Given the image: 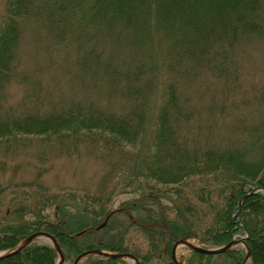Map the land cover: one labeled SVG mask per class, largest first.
<instances>
[{
  "label": "trees",
  "instance_id": "16d2710c",
  "mask_svg": "<svg viewBox=\"0 0 264 264\" xmlns=\"http://www.w3.org/2000/svg\"><path fill=\"white\" fill-rule=\"evenodd\" d=\"M29 19L45 29L58 57L55 65L73 63L87 93L81 100L55 104L33 82L17 106L9 105L10 86L26 82L19 75L18 50L22 22ZM253 44L264 57V0H6L0 23V140L44 137L67 153L68 147L84 145L106 149L139 168L135 181L170 187L175 195L142 193L110 212L101 198L45 194L54 201L51 221L26 218L36 196L30 195V207L13 197L0 210V252L44 231L56 238L64 260L102 249L133 255L139 264L156 255L174 264L172 248L182 239L214 250L244 235L250 264H264V113L250 122L228 121L222 114L228 97L221 112L204 122L178 84V77L205 70L235 83V51ZM159 95L163 100L156 106ZM257 96L264 101V88ZM147 202L156 210L146 209ZM94 203L99 207L91 208ZM131 229L145 238L146 249L129 246ZM244 259L245 251L233 248L216 256L190 253L185 263ZM56 261L50 246L31 244L0 264ZM85 262L125 264L100 257Z\"/></svg>",
  "mask_w": 264,
  "mask_h": 264
},
{
  "label": "rangeland",
  "instance_id": "374dc122",
  "mask_svg": "<svg viewBox=\"0 0 264 264\" xmlns=\"http://www.w3.org/2000/svg\"><path fill=\"white\" fill-rule=\"evenodd\" d=\"M5 6L6 0H0V23L5 13ZM22 32L21 46L18 50L21 58L19 75H23L26 82L25 84L16 82L10 86L9 105L17 106L25 93L33 88V82H38L44 93L55 104L65 106L68 101L81 100L87 93L85 94L84 87L79 83L81 81L73 68V63L61 61L62 64L55 65L58 63V57L54 54L55 49L49 46L51 44L46 37L45 29L29 19L22 22ZM262 52L255 44L250 45L246 52H241L239 49L235 51L237 77L235 83L222 81L206 70L192 72L185 79L178 77L180 88L187 95L191 106L198 111L201 120L205 119L203 121L207 122L206 119L212 117V114L220 113L222 103L228 97L231 98L230 103L222 113L228 121L242 117L250 122L252 117L255 119L264 113V101H260L257 96L264 88ZM162 100L159 95V100H156L154 105L158 106ZM116 106L118 102L112 105V107ZM120 106L123 108L127 104L120 102ZM212 106H216L217 109L211 111ZM149 124L146 128H149ZM67 151L71 152L60 151L54 142L44 137L18 136L11 140H0V195H4V202L0 201V210L11 205L9 201L13 197L16 199V204L22 202L26 207H30V195H34L36 198L32 199L26 218L33 220L43 217V220L51 221L55 207L54 201L46 198L49 195L77 192L76 195L84 194L95 199L101 198V203L107 201V209L110 212H116L123 205L137 201L142 193L175 195L170 187L164 188L152 181L147 183L144 178L135 181L132 175L134 170L138 171L139 168L113 152L109 153L106 149H91L90 146L84 145L79 146L77 150L68 147ZM161 202L163 205L169 204L163 200ZM144 205L146 209L156 210V206H152L149 202ZM97 207L98 204L91 205V208ZM127 237L131 247L140 249L148 247L145 238L134 229L130 230ZM240 237L244 235L236 236L234 239L238 241ZM192 243L197 244L195 240H192ZM31 244L47 245L52 248L51 241L47 239H37ZM235 248L246 250L240 243ZM175 253L176 263L186 264L189 250L186 247H179ZM73 260L74 258H69L62 264H72ZM85 261L86 259L80 264H86ZM124 262L135 264L131 260ZM163 263L164 260L158 259L156 255L147 264Z\"/></svg>",
  "mask_w": 264,
  "mask_h": 264
},
{
  "label": "water",
  "instance_id": "95a60500",
  "mask_svg": "<svg viewBox=\"0 0 264 264\" xmlns=\"http://www.w3.org/2000/svg\"><path fill=\"white\" fill-rule=\"evenodd\" d=\"M256 191L257 190H255L254 192H256ZM246 197H247V195L244 196L239 201L238 211L233 218L237 217L238 214L240 213L241 208H242V202H243V200L246 199ZM109 217H110V215L107 217V219L99 227H97V230L105 227ZM37 239L50 240L52 243V248L55 250V254L57 256L56 264H62L64 262V255L62 253L61 248H59L60 246H59L56 238L47 232L34 233V234L30 235L29 237L24 238L22 241H20L17 244V246L14 247L13 249L5 251V252H0V260L17 254L19 251H21L25 247L31 245V243H33ZM239 243L244 246V249H246L245 250L246 255H245L244 262H243V264H246L247 262H249L248 259H250V253H249L248 247L246 245L245 239H240V240L236 241L234 239V237L231 239V241L228 244H226L222 247H219V248H214V250L202 248V247L192 243V241L182 239V240L176 242L172 248V252H171L172 253V260H173L174 264H180V263H176V261H175V255H176L175 252H176L177 248H179V247H186L189 250V252H191V253H200V254L209 255V256H216V255L224 254V252H227L233 248L235 249V247ZM90 256H95V257H100V258H112V259H117V260H131L135 264H139V260L136 257H134L133 255H130V254L128 255L127 253H122V254L110 253V252L102 250V249H94V250L84 251L81 254H79L76 258H74L72 264H80L84 259H86V257L88 258Z\"/></svg>",
  "mask_w": 264,
  "mask_h": 264
}]
</instances>
